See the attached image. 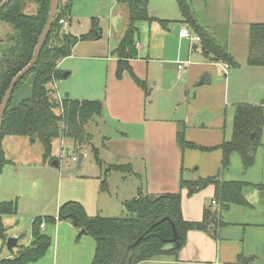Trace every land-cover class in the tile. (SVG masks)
<instances>
[{"label":"crops","instance_id":"obj_1","mask_svg":"<svg viewBox=\"0 0 264 264\" xmlns=\"http://www.w3.org/2000/svg\"><path fill=\"white\" fill-rule=\"evenodd\" d=\"M67 1L61 0L62 3ZM224 1L213 0V5H207L205 11L203 7L200 8L197 4L192 3V6L199 25L204 27L219 45L227 49L230 56L238 63L237 66L226 68L228 63L218 61L211 55L207 56L204 53L201 41L198 43L188 41L190 48L188 59H186L188 68L184 64V68L180 71L179 63H177L178 75L171 83H167L164 81L163 75H152L151 64L158 59L153 58L149 53L146 57L141 56L140 50L143 47H140L139 42H137L139 49L137 57L129 60L130 69L124 70L119 76L117 74L118 56L114 52L127 28L121 35L117 36L113 47H111L108 40L104 39L105 34L98 18L102 29L101 38L95 41L81 40L77 42L72 54L63 58L58 65L59 69L64 65L67 71L63 74L67 78L76 71L75 66L67 64L68 60L76 58L83 61L81 72L89 81L96 73L99 77V70L90 63L98 60L104 64L102 68L105 78L103 97L88 99L100 100L104 104L103 114L90 121L86 127L92 137V143L77 148L73 141L70 143L71 146L74 145L76 151L72 159L74 156L78 157L77 160H73L78 161L79 169L82 170L80 173L82 175H75L76 177H83L88 180H90L89 178H98L99 190L101 192L110 191L108 178L104 181L102 175L104 174V167L107 165L109 166L108 173H114L120 179L114 183V193L122 199L124 206L125 201L139 197L140 191L143 194L153 195L180 192L182 214L186 220L200 222L204 219L205 211L214 213L213 218H216V222L211 225V228L216 231V235L212 234L211 231L191 230L187 234L186 244L177 256L161 255L138 264H239L240 256L248 260L244 264H256L257 262L264 264V224L243 223L233 220L232 222L224 219L223 210L228 211L232 205L230 204L228 208L224 209L221 207L220 202L215 199L214 185H208L197 190L193 187H181L180 185L181 178L196 182L199 178L214 176L218 173L222 180L230 181L225 175L230 165L225 171L220 172L223 154L221 145L232 139L237 106L240 104L260 105L264 101V66L248 63L250 25L264 23V0ZM24 11L28 14L35 13L37 4L28 2ZM202 11L203 14H201ZM152 16H154V12ZM182 18L181 16V18L174 20L178 21L177 25L180 26L177 28L180 31L186 28L197 34L189 24L182 22ZM92 19L89 29L92 26ZM65 21L63 31H67L68 34L80 36L89 31L86 24L85 28L82 27L80 20L73 15V8L71 18L65 19ZM158 22L160 25H164L160 21ZM79 27L83 28L82 32L75 31V28L78 29ZM167 29L170 30L169 26ZM86 30L87 32H85ZM13 31L14 28L10 23L0 20V55L4 48H7L8 39L12 38ZM85 46L88 48L83 49ZM184 70L185 74H182ZM61 71L63 72V69ZM132 73L145 81L146 86H140ZM205 73L211 74V83L198 85L201 76ZM179 75L182 78H179ZM243 78L246 79L245 82L242 81ZM249 80H252L251 82L254 84L252 89H258L257 96L253 97L258 101V104L250 103L249 99H244V94L249 93L248 88L246 89ZM153 81L154 83H152ZM57 84L58 80L55 81V86L61 100L64 97L59 95ZM26 85L24 84L19 92ZM182 86L185 87L184 95L180 92ZM239 89L240 91H238ZM31 90L32 86L29 84L28 92L25 93L24 97H29ZM242 93L244 94L241 97ZM66 95L70 97L68 93ZM19 101H15L14 98L13 103L17 104ZM106 120L110 123L116 122L118 129L112 130L116 132L117 137L113 138L110 133L103 134L99 143L100 146H97L93 139L98 132L103 133L100 128L103 125L106 126ZM183 126L186 140L193 142L195 147L182 148L180 146L178 131ZM18 136L20 135L2 137L3 157L11 165H14L15 161L9 153V147L12 144L11 141H16ZM6 137L8 138L5 139ZM58 140L57 144L61 150L70 146L65 138L62 137ZM4 142L8 143L7 149H4ZM54 148L55 140L53 151ZM90 151L93 155L97 153L101 160L100 163L95 161L99 167L98 173H88L83 169ZM56 153L58 152L56 151ZM81 153L83 158L79 162ZM231 156L234 157L233 154ZM56 157L57 155L52 153V160ZM55 161L58 162V165L60 164L58 160ZM112 166L123 167L119 170L112 169ZM103 182H105L104 187H102ZM120 187H122L121 190ZM93 188L95 189V187ZM197 193L200 194V198L194 197V194ZM209 196H211L210 199ZM66 198V202H78L75 200L76 197ZM207 199L208 202L205 204ZM80 203L85 207L89 216L111 217L96 214L98 210L90 211L87 208V203L83 200ZM62 204L61 201L59 207ZM212 205H216V207L219 205L221 210ZM57 215L58 212L53 216ZM35 218L31 222L30 238L25 243H20V238H17V245L12 249L7 246L10 254L4 259L13 258L18 255L22 248L32 245L34 241L32 224ZM50 225H55L53 230L56 237L52 246L38 261L29 264H38L42 260L44 261L43 264L59 263L61 243L66 237L60 233L62 225L67 227L71 238L75 237V232L80 231L81 234L82 231L76 226L72 217L58 220L56 224H45V228H41L42 231L47 233V227ZM80 238L79 235L77 241ZM7 240L5 241L6 245ZM61 261L67 264L64 260Z\"/></svg>","mask_w":264,"mask_h":264},{"label":"trees","instance_id":"obj_2","mask_svg":"<svg viewBox=\"0 0 264 264\" xmlns=\"http://www.w3.org/2000/svg\"><path fill=\"white\" fill-rule=\"evenodd\" d=\"M3 0H0V3ZM129 9L130 24L115 49L118 56L117 74L130 69L129 60L136 58L139 49L137 38L138 21H154L150 15L148 0H121ZM182 13V22L189 24L201 37L204 53L218 61L237 66L238 63L230 56L227 49L219 45L208 31L199 25L195 12L189 0H176ZM28 2L37 4V11L28 14L24 11ZM73 0L66 3L59 1L58 12L49 31L46 42L41 50L38 61L33 69L20 80L11 96L5 112L2 126V137L5 135L27 136L32 142L40 141L44 149V159H52L53 142L59 138L71 139L77 147L90 144V134L87 125L97 116L102 115L104 104L100 100L75 99L65 96L61 100L56 96L57 91L53 82L61 79L64 74L58 68L60 61L72 54L77 42L81 40H98L102 29L97 18L92 19L88 33L80 36L64 34L62 19L69 20L72 16ZM51 0H10L0 10V20L10 23L13 28L11 40L0 55V104L15 75L32 59L43 29L47 23ZM164 25L167 20H160ZM248 63L264 66V23H253L249 30ZM135 81L145 87L142 81L132 73ZM32 76V90L29 97L22 98L17 104L13 103L15 94ZM264 130V101L260 105L240 104L237 106L233 136L224 142L222 148L221 171L230 165V156L237 151L241 155L245 169L255 162L256 152L261 145ZM256 137L252 138V134ZM178 142L182 148H193L196 145L188 142L184 134V126L178 131ZM96 161L101 162L97 153ZM6 162L3 157L1 165ZM123 166H112L121 170ZM103 182L102 187H104ZM181 187H193L195 190L208 185L215 186V199L221 207L228 208L230 204H244L242 181H224L220 174L199 178L196 182L181 178ZM264 188V184L259 185ZM125 206L131 216L126 218L89 216L85 207L77 201L63 203L57 216H38L32 224L34 241L31 246L24 247L13 258L3 259L0 264H29L38 261L52 246V237L44 233L41 224H56L58 220L69 219L74 214L76 226L84 230V234L92 236L96 243L94 258L91 264H138L161 255L177 256L187 241L191 230L216 231L211 225L216 222L214 213L205 211L204 219L200 222L188 221L182 214L181 193L167 192L162 194H143L137 198L125 201ZM17 211L13 202H0V237L6 239V228L3 216ZM174 227L178 234L175 243L168 240L174 237ZM170 247L168 248V246ZM239 262L247 259L240 257Z\"/></svg>","mask_w":264,"mask_h":264},{"label":"rangeland","instance_id":"obj_3","mask_svg":"<svg viewBox=\"0 0 264 264\" xmlns=\"http://www.w3.org/2000/svg\"><path fill=\"white\" fill-rule=\"evenodd\" d=\"M148 1L149 10L150 12H154L156 19L151 22L142 20L136 23L139 29L137 42H139L140 47H143L140 50V55L146 57L149 53L150 56L158 59V61L151 64L152 75H163L164 81L171 83L178 75L177 63H184L186 68H188L189 65L186 64L190 49L188 41H193L180 36V30L177 28L180 26L177 25L178 21L174 20L181 18L182 13L176 0ZM189 1L191 4H197L200 8L203 7L204 11L207 5H213V0ZM221 1L225 2L224 0ZM72 8L73 15L80 20L82 27L86 24L89 29L91 19L93 17L98 18L105 34L104 39L108 40L111 47H113L117 36L121 35L130 24L128 6L121 0H73ZM201 14H203V11ZM160 20H169L170 22L165 26L159 24L158 21ZM168 26L170 30L167 29ZM82 27L75 28V31L82 32ZM62 33L68 34L67 31H63ZM8 40L10 41L11 38ZM86 41H90V39ZM87 48V46L83 47V49ZM67 64L75 66L76 71L69 77L65 78L63 76L58 80L57 90L59 91V95L65 97L68 96L66 95L68 93L70 97L76 99H98L99 97H103L105 78L102 71L104 64L101 61L95 60L90 63L95 69L99 70V77L96 73L89 81L85 79L81 72L83 61L76 58L69 59ZM61 69H63V73L67 71L64 65L63 67L61 66ZM185 70L182 74H185ZM101 73L102 76H100ZM179 78H182L181 75H179ZM31 81L32 76L25 83L27 84L25 88L15 94V101L25 98L24 95L28 92V86L31 84ZM242 81L245 82L246 79L243 78ZM251 81L249 80V83L246 85L249 93H242L241 97L244 94V99H249L250 103L258 104V101L253 98L257 96L258 89H252L254 84ZM53 87L56 90L55 82H53ZM56 96L60 99L58 93H56ZM112 129H118L116 122L110 123V121L106 120V126L103 125L100 128L103 133L98 132L93 142L97 146H100L99 143L103 134L107 135L110 133L113 138L117 137L115 135L116 132ZM17 138L16 141H11L12 144L9 147V153L14 157V165L8 164L6 161L0 167V202L9 201L17 206L16 212L3 216L6 239L0 237V261L10 254L5 243L9 237L16 236L20 238V243H25L31 235V222L33 218L56 215L61 201L63 203L67 201L66 197H76L75 200H78V202L83 200L87 203V208L90 211L98 210L96 214L99 213L104 216L119 218L131 216L126 206L122 204V199L114 193V183L120 181V179L117 177L118 175L108 173L109 166L106 165L104 167V174L102 175L104 181L108 178L107 182L110 186V191L101 192L99 190L100 183L98 178H89L90 180H88L75 176L82 175L80 174L82 170L79 169L80 164L78 161L76 162L72 159L73 154L76 153L73 146L75 145L77 148V145L71 146V139L65 138L70 146L62 150L57 144L58 139H56L53 154L57 155V157L54 160H46L43 157V145L40 141L31 142L27 136H18ZM90 142L92 143V137H90ZM261 142L256 152L254 164L247 169L243 166L239 152L235 151L232 153L234 157L232 158L231 156L230 166L225 175L230 181L236 180L245 183L243 195L246 202L244 204L233 203L228 211L223 210L222 215L226 220L264 224V189L259 186L264 184V130ZM3 145L4 149L8 148V143L4 142ZM90 148H93V146H90ZM88 154L89 158L86 160L83 169L88 171V173H98L99 167L95 162L96 156L91 151ZM55 160H58L60 164H53ZM119 189L121 190L122 187ZM194 195V197L200 198V194ZM210 198L211 196H209ZM207 202L208 199L205 201V204ZM212 206L221 210L219 205L217 207L216 205ZM64 224H66L65 221ZM62 226L60 233L66 235V237L61 243V257L58 264H64L61 260H64L67 264H91L95 249L94 238L85 233L77 241L80 231L77 233L74 231L75 237L71 238L67 227L65 225ZM54 227L55 225L47 227V233L53 237V241L56 237L54 236ZM43 262L42 260L38 264H43ZM239 264L244 263L239 262ZM256 264L260 263L257 262Z\"/></svg>","mask_w":264,"mask_h":264},{"label":"water","instance_id":"obj_4","mask_svg":"<svg viewBox=\"0 0 264 264\" xmlns=\"http://www.w3.org/2000/svg\"><path fill=\"white\" fill-rule=\"evenodd\" d=\"M10 2V0H3L1 3H0V10L3 9L8 3ZM58 6H59V0H51V7H50V11H49V16H48V20H47V23L43 29V32L40 36V39L38 41V44L35 48V51H34V54H33V57L31 59V61L21 70L19 71L15 77L12 79L10 85H9V88L8 90L6 91L3 99H2V102L0 104V162H1V157H2V126H3V119H4V115H5V112L8 108V104L10 102V99H11V96L15 90V87L17 86V84L20 82V80L22 78H24L32 69L33 67L35 66V64L37 63L38 61V58H39V55L41 53V50L46 42V39H47V36L49 34V31L53 25V22H54V19H55V16L57 14V11H58ZM150 15L152 16L153 15V12H150ZM211 83V74L210 73H205L204 75L201 76L199 82H198V85H206V84H210ZM184 91H185V87L182 88L181 90V94L184 95ZM256 133H253L252 134V138H255L256 137ZM83 158V154L81 153L80 154V160L79 162L82 160ZM53 164H56L58 165V162L57 161H54ZM193 191V189L191 190ZM71 217L74 219L75 223H76V217L74 214L71 215ZM84 232V230L81 231V234L80 236L82 235V233ZM178 239V234H177V231L174 227V237L170 240H168V243L169 244H173L177 241ZM17 237L15 236H12V237H9L8 240H7V246L9 249H12L13 247H15L17 245Z\"/></svg>","mask_w":264,"mask_h":264},{"label":"built area","instance_id":"obj_5","mask_svg":"<svg viewBox=\"0 0 264 264\" xmlns=\"http://www.w3.org/2000/svg\"><path fill=\"white\" fill-rule=\"evenodd\" d=\"M60 22H61V24H63V25L66 24V21H65L64 19H62ZM180 36H181L182 38H189V39H191L193 42H197V43L201 41V37H200L199 35H197V34H193L189 29H186V28H184V29H182V30L180 31ZM228 66H229V65L227 64V65H226V68H227ZM178 67H179V69H180V71H181V70L184 68V63H179ZM73 159H74V160H77L78 157H77V156H74ZM214 203H215V201H214ZM40 226H41L42 229L45 228V223H42Z\"/></svg>","mask_w":264,"mask_h":264}]
</instances>
